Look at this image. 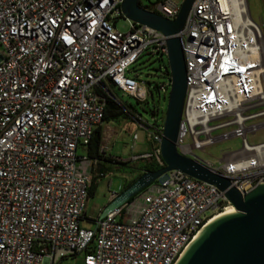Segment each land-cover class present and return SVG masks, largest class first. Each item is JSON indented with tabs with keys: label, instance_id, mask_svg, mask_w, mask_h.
<instances>
[{
	"label": "built area",
	"instance_id": "built-area-1",
	"mask_svg": "<svg viewBox=\"0 0 264 264\" xmlns=\"http://www.w3.org/2000/svg\"><path fill=\"white\" fill-rule=\"evenodd\" d=\"M124 2L0 0V264H61L83 253L84 264H176L234 207L217 186L174 170L143 202L84 215L92 165L78 148L103 124L107 95L120 102L109 86L146 101L151 84L128 70L146 53L169 55L163 32L133 20L127 33L115 27ZM143 7L170 20L181 10L173 0ZM178 36L188 81L179 150L245 195L264 183V142L250 141L264 130L262 25L248 0H195ZM157 87L165 93L171 81ZM135 118L153 144L135 159L165 166L164 126ZM231 140L242 148L224 152L219 166L197 155Z\"/></svg>",
	"mask_w": 264,
	"mask_h": 264
},
{
	"label": "water",
	"instance_id": "water-1",
	"mask_svg": "<svg viewBox=\"0 0 264 264\" xmlns=\"http://www.w3.org/2000/svg\"><path fill=\"white\" fill-rule=\"evenodd\" d=\"M195 0H184L175 20L151 12L141 0H125V17L151 26L168 36L171 90L161 143L165 166L145 170L137 180L102 211L100 218L131 201L167 173L178 170L206 181L225 192L236 211L212 220L187 247L176 264H264V183L242 194L229 177L184 155L178 147L188 81L185 54L178 34L183 29Z\"/></svg>",
	"mask_w": 264,
	"mask_h": 264
},
{
	"label": "rangeland",
	"instance_id": "rangeland-1",
	"mask_svg": "<svg viewBox=\"0 0 264 264\" xmlns=\"http://www.w3.org/2000/svg\"><path fill=\"white\" fill-rule=\"evenodd\" d=\"M156 0H141L142 6H149L155 3ZM178 4H182L184 0H173ZM250 12L253 20L262 25L264 30V0H248ZM114 22V20H112ZM115 27L121 32L127 33L131 30L132 20L121 16L115 19ZM169 58L166 55L159 53L150 55L144 54L129 70L128 75L131 77L139 76L144 82L151 84L153 96L149 94L148 99L144 102L139 101L136 97L115 88L113 95L122 104L133 112L134 115H140L141 119L155 125L156 122L160 126H164L168 104L170 89L167 92L160 94L157 85L163 83H170L171 74ZM103 146L107 147V154L110 156L122 159L125 162L130 161L129 165L143 164L137 161L135 156L149 153L152 150V143L148 138V131L143 128L139 122L134 120L126 111L119 117L111 119L103 123ZM138 135L135 141L134 136ZM252 143L264 142V130L255 136L250 137ZM136 148L133 149V145ZM242 148L240 140L223 141L214 146L207 148L206 151H197V155L206 160L211 161L216 166H219L223 153L230 150H239ZM87 147L80 145L78 154L86 155ZM115 164L111 171H108L103 177L100 178L98 188L94 197H89L84 215L88 219H98L102 211L111 201V195L115 192H120V187L126 185L129 179H133L136 173H131V166ZM99 174V173H97ZM124 185V186H125ZM147 189L134 197L137 202H143L145 192ZM82 226L85 228L94 229L95 222L84 220ZM84 253L76 257L64 259L61 264H84Z\"/></svg>",
	"mask_w": 264,
	"mask_h": 264
},
{
	"label": "trees",
	"instance_id": "trees-1",
	"mask_svg": "<svg viewBox=\"0 0 264 264\" xmlns=\"http://www.w3.org/2000/svg\"><path fill=\"white\" fill-rule=\"evenodd\" d=\"M150 55H153L151 53H147ZM168 74H170V71H168ZM159 86V85H157ZM115 86L110 85L109 86V94L113 97H115L113 95V89H115ZM116 98V97H115ZM129 113V115L136 120L135 115L133 114L132 111H130L129 109H127L122 102H117L115 101L113 98H111L110 96L107 95V101H106V107H105V114H104V122L110 121L111 119H115V118H119L124 112ZM103 122V123H104ZM103 125L98 126L93 133V136L90 140V142L85 145L87 147V153L86 156L92 160L93 163H95L96 165V169H93V173H92V181L89 187V197H94L98 188V184H99V180L101 177H103L105 174H102V170L103 168H107L108 171H111L112 168L109 167L107 165H104L103 163L106 161H110V162H114V163H118L121 165H129L130 161H118L116 158H112L110 156L107 155L106 151L102 149L103 147ZM143 162V164L137 165V164H133L130 168H134V169H138L141 168L144 171L145 170H159L160 168L164 167L162 165H160L158 162H156V160H138ZM99 173V174H97ZM131 173H136L137 175L130 181L128 182L123 189L121 190V192H123L125 189H127L131 184H133L137 178L139 176H141L143 173H139L137 171L132 170ZM134 198L131 199V201H133Z\"/></svg>",
	"mask_w": 264,
	"mask_h": 264
},
{
	"label": "crops",
	"instance_id": "crops-1",
	"mask_svg": "<svg viewBox=\"0 0 264 264\" xmlns=\"http://www.w3.org/2000/svg\"><path fill=\"white\" fill-rule=\"evenodd\" d=\"M102 125H103V124H102ZM150 143H151V142H150ZM151 145H152V148H153V144H151ZM103 147L106 149L105 151H106V153H107V147H106V146H103ZM107 155H108V154H107ZM108 156H110V155H108ZM110 157H112V158H116V159H117V157H114V156H110ZM90 161H91V165H92V173H93V169H96V166H95L96 164L93 163L92 160H90ZM106 163H107L106 165L108 166V168H109V167L113 168L114 165H111V164H114L113 162L106 161ZM107 172H108V169H107V168H106V169L103 168V170H102V174H106ZM130 181H131V179H129V180L127 181V183L130 182ZM127 183H126V184H127ZM124 185H125V184H124ZM124 185H123L122 187H120V192H119V193H121V190L123 189ZM117 193H118V192H117Z\"/></svg>",
	"mask_w": 264,
	"mask_h": 264
},
{
	"label": "flooded vegetation",
	"instance_id": "flooded-vegetation-1",
	"mask_svg": "<svg viewBox=\"0 0 264 264\" xmlns=\"http://www.w3.org/2000/svg\"><path fill=\"white\" fill-rule=\"evenodd\" d=\"M114 163V162H113ZM104 165H106L107 163L106 162H104L103 163ZM115 164H118V163H114V164H111V165H115ZM129 166H132V165H129ZM131 170H134V171H137V172H139V173H143L144 172V170L143 169H141V168H136V169H134L133 167L131 168ZM137 175V174H136ZM135 175V176H136Z\"/></svg>",
	"mask_w": 264,
	"mask_h": 264
},
{
	"label": "bare ground",
	"instance_id": "bare-ground-1",
	"mask_svg": "<svg viewBox=\"0 0 264 264\" xmlns=\"http://www.w3.org/2000/svg\"><path fill=\"white\" fill-rule=\"evenodd\" d=\"M233 211H236V209H235L234 207H231V208H229V209L227 210L226 213H223V214H221V215H218L217 217L222 216V215H225V214H228V213L233 212ZM217 217H216V218H217ZM213 220H214V219H213Z\"/></svg>",
	"mask_w": 264,
	"mask_h": 264
}]
</instances>
